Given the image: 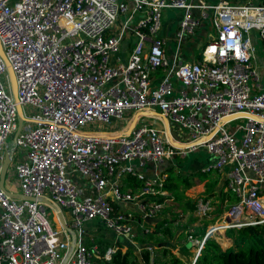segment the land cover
Here are the masks:
<instances>
[{
	"label": "built area",
	"instance_id": "obj_1",
	"mask_svg": "<svg viewBox=\"0 0 264 264\" xmlns=\"http://www.w3.org/2000/svg\"><path fill=\"white\" fill-rule=\"evenodd\" d=\"M166 9L179 16L173 50L163 35ZM0 44L17 91L15 100L0 57V167L10 153L18 190L3 185L32 199L0 187V264L61 263L72 237L52 204L75 235L65 264L111 260L118 246L102 254L91 222L130 234L133 214L114 204L133 202L142 234L153 233L146 219L170 207L159 165L201 148L215 159L200 170L223 174L234 197L219 215L224 229L264 222V1L0 0ZM17 104L34 124L16 133ZM140 110L147 113L127 133ZM152 110L183 146L169 141ZM149 164L151 180L142 172ZM127 176L142 180L146 199L121 190ZM210 211L211 200L200 197L192 213L200 220ZM175 213L178 223L190 212Z\"/></svg>",
	"mask_w": 264,
	"mask_h": 264
},
{
	"label": "trees",
	"instance_id": "obj_2",
	"mask_svg": "<svg viewBox=\"0 0 264 264\" xmlns=\"http://www.w3.org/2000/svg\"><path fill=\"white\" fill-rule=\"evenodd\" d=\"M255 1L260 2L264 0ZM198 151H201V149L189 152L185 156H175L173 158L174 161L165 160V162L159 165L160 172L167 173L166 180L163 184V189L169 191V197H172L173 200L177 202L178 207L182 212L192 213L196 208L197 199L188 196L185 193L186 189L193 185V180L190 179L191 176L193 174H197L199 180L205 179V173L202 172L200 168L214 161L215 159L213 156L208 155L207 153L203 159H195L194 156ZM193 164L197 165L196 171L193 168ZM176 165L178 168H180V172L176 170ZM125 181L127 185H133L137 188L141 184L140 180H138L136 176H128ZM213 183L215 184L214 181ZM212 184H207L208 190H210V185ZM227 196L229 199H234L231 194H227V192H224L222 189L220 196L222 201L225 200ZM163 198L164 196L161 195H155L152 197V199L156 201H161ZM114 207L116 210L120 206L118 203H115ZM222 211V209L218 210L216 216H214L212 220L206 221L201 228L197 229L200 231V236L204 234L207 224L209 222H214L215 219L222 213ZM174 215L177 217V214ZM194 219L195 218L193 217L191 220L193 221ZM171 224L172 220L169 219L164 213L161 216V220L156 223L154 233L149 235V239H152L155 244L159 243L163 245V241L167 236L171 237L174 235ZM186 226L187 225H184L182 227L179 237H182L184 233H187ZM226 235L234 239V244L237 246V248L230 246L229 248L222 249L219 242L214 237L208 236L200 249V253L196 257L194 264H264V222L242 226L238 229V234L233 232V228L227 229ZM117 243L118 249L115 253H113L111 260L107 261L95 259L98 264H136V260L134 259V250L136 248L135 245L125 238H120ZM194 245L195 244L190 242L189 239H185L184 247L182 246V248L186 249ZM122 247H125L126 249L123 250ZM173 247L174 244L170 241H167L166 244L161 246L160 251L163 259L160 261H155V264H189L190 261H186L182 256H180V253L175 254L172 251ZM142 258L144 259V262L148 263L150 261V252L146 249H143Z\"/></svg>",
	"mask_w": 264,
	"mask_h": 264
},
{
	"label": "rangeland",
	"instance_id": "obj_3",
	"mask_svg": "<svg viewBox=\"0 0 264 264\" xmlns=\"http://www.w3.org/2000/svg\"><path fill=\"white\" fill-rule=\"evenodd\" d=\"M231 1L243 3V2H247L248 0H231ZM251 1L254 2V0H251ZM174 12H176L174 9L164 10L163 16H162V21H165V14L167 16H172V15H174ZM168 44H170L172 50L175 48V42L174 41H170ZM125 45H126V42H124V44H122V54H121V58H120V60L123 62H126V55L124 54ZM201 45H202V41H199V44L197 47L194 48V51H196V48L198 49ZM255 46H256V50H257L258 54L261 55L263 52L261 42L258 40L255 43ZM26 111H27V113H29L28 108H26ZM140 122H147V123H152L155 125H160V122L157 119H150V118H146V117H142L140 119ZM30 124H34V123L28 122L26 120L23 121V127L29 126ZM117 126H119V125H117ZM114 127H115V124L99 125L97 127H95L93 125L91 126V128H94V129L99 128L101 130L113 129ZM104 132H107V131H104ZM13 143H14L13 137L10 135L7 139V144L11 147L13 145ZM202 149L203 148H201V151L196 152L195 159L196 158L203 159L206 156V152L204 151L205 149H203V150ZM17 152L15 154H17ZM13 164L14 163L11 162L8 169H7L6 177H5V183H6L7 187H9L10 189L18 190V187L15 185V182H14L15 181L14 180V173L12 170ZM196 167H197V165L193 164V168L195 171H196ZM175 168L178 171L180 169V168H178L177 165L175 166ZM212 172L213 171H210L209 173H205V176L207 177V178H205L206 179L205 182H204V180L200 182L197 174H193L190 179L193 180L192 183L193 184L195 183V184L192 187L187 188L185 191V193L191 197L196 198L197 196H199V194H202L203 197L209 198L211 200V211L209 212V214L206 217L200 218V220H197L194 217L195 219L192 221L191 219H193V217L188 216V217H184L182 221H178V223H175L177 220V217H175V215H174V214H176V213H174V210L171 207H168L166 209V212H165V214L168 213V215H169L168 218L172 220L171 228L176 229L175 230L176 236L174 235L173 237H166L165 240L172 242L174 244L172 251L175 254L180 253L181 254L180 256H182L186 261H188V262L190 261L189 264H194L195 259H196L197 255L200 253V251H201L200 249L203 246V243L208 236L214 237L219 242L222 249L229 248L230 246L237 248V246L234 244V239L231 237H228L226 235V230L233 228V232L235 234H238V229L240 228V226L239 227L238 226L230 227V228L228 227V228L224 229V225L222 224V222H220L221 216H218L214 222H209L207 224L206 229L204 231V234L202 236H200L201 235L200 231L197 230L198 228H201L206 221L212 220V218L214 216H216L218 210L222 209L223 210L222 212H224V211H226L227 206H228L229 197L227 196L225 198V200H223V201L220 197L222 189L224 190V188L222 187L224 180L218 173H212ZM213 181L215 182V184L213 183ZM208 183L209 184L213 183L212 185H210V190H208V186H207ZM169 211L172 213L169 214ZM94 224H97V222H94ZM184 225H187L186 226V228H187L186 232L187 233H184V237L186 239H189L190 242H193V244H195L194 246H191L190 248H186V249L182 248V246L184 247L185 238L179 237V235L181 233V229ZM217 225L223 226V232L219 231V228H217L218 227ZM211 230H213V231L210 232ZM92 232L93 231H91L90 234H93ZM108 232L112 236L111 230L102 229V231L100 230L99 232H96L91 237H94L95 235H97L98 238H101V236L105 237V235L108 234Z\"/></svg>",
	"mask_w": 264,
	"mask_h": 264
},
{
	"label": "crops",
	"instance_id": "obj_4",
	"mask_svg": "<svg viewBox=\"0 0 264 264\" xmlns=\"http://www.w3.org/2000/svg\"><path fill=\"white\" fill-rule=\"evenodd\" d=\"M178 19H179V16H178L177 12H174V15H172V16H167L165 14V21H162V23L164 24V28H165L164 31H163V35H165L167 37L168 43L170 41H174L173 35H174V31L176 30V27H177V24H178ZM198 44L199 43H197L196 47L198 46ZM168 46H169L170 49H172L171 46H170V44H168ZM201 49H202V46H200L198 49L196 48V51H194V48L191 49V55L194 56L195 58H200V56H201ZM150 113H151V111H150ZM164 128H165V126H164ZM90 129H92V128H90ZM169 130H170V133H171L172 136H174L175 138H177V137L179 138V133H178V131H176L173 128V125H171V124L169 125ZM153 169L154 168H153V165L152 164L147 165L143 169L142 172H144L145 178L147 180H151V179L155 178V176L153 175ZM158 171H160V169H158ZM212 173H218L223 178V180H224L223 174H221L219 172H212ZM127 177H124V178L121 179V183H120L121 184V190L122 191H126V190H129L130 189L134 194L138 195V198L139 199H141L142 197H145V199H146L147 198L146 195H139V193L141 191V188H142V184H143L142 180H140L138 178V180H140V183L141 184L137 188V187H134L133 185H127V183L125 181V179ZM203 180L205 182L206 179H203ZM203 180H199V181L201 182ZM222 187L224 188V184L222 185ZM155 188H157V186H155ZM166 191L168 192V197H169L170 193H169L168 190H166ZM148 196L151 197V198L154 197V196H151V195H148ZM200 197H203L202 194H199V196H197L196 199H198ZM168 199H169V203H170L169 206L174 210V213H175V210L180 209V208L178 207L177 202L175 200L173 201V198L172 197H169ZM118 204H119L120 207L117 210H127V211H130L133 214L132 220L130 221V225H131V232H130V234H124V235L118 236V235H116V233L113 230H111L109 228H106L104 225L100 224L98 222V220H94L93 222H91V227H92V230H93V232H92L93 234H95L96 232H99L100 230L102 231V229L111 230V233H112V236L108 232V234H106L105 237L101 236V238H98V236L95 235L94 237H92L94 243L99 246L101 253H103L106 250V248H108V247L118 246V243L117 242L119 241L120 238H122V239L125 238L126 240H128L129 242H131L132 244H134L135 247H136L135 250H134V256H135L134 259L136 260V264H148V263L144 262V259L142 258V250H143V247H145L146 242H150L151 241V242L154 243V241L152 239H149L150 238L149 235L151 233L142 234V225H144V226H146V225L143 224L142 222H138L140 220V218H139L140 217V214H139L140 211H139L138 207L133 202H128V203H126L124 205L121 204V203H118ZM170 213H172V212L169 211V214ZM161 215H163V213ZM161 215L158 216V217H156V218H160V220H161ZM193 215H194L193 213H186V214H184V217H187V216L190 217V216H193ZM94 222H97V224H94ZM158 222L149 223L150 224V227H151V230H152L153 233L155 231L156 223H158ZM175 230L176 229L172 228V231H173L174 235L176 236V234H175L176 231ZM181 231H182V229H181ZM131 233L133 234V236H131ZM93 234H91V236H93ZM173 236H171V237H173ZM182 237H184V235ZM166 242L167 241L164 240L163 241V245L166 244ZM142 244L144 246L143 247H140V245H142ZM163 245H161L159 243L156 244L157 247L153 250V253L150 254V257H152L151 258V262L153 264H155V261H160V260L163 259L162 258V255H161V251H160V247L163 246ZM125 249L126 248L124 247L123 250H125Z\"/></svg>",
	"mask_w": 264,
	"mask_h": 264
},
{
	"label": "water",
	"instance_id": "obj_5",
	"mask_svg": "<svg viewBox=\"0 0 264 264\" xmlns=\"http://www.w3.org/2000/svg\"><path fill=\"white\" fill-rule=\"evenodd\" d=\"M0 57L4 60V63H5V65H6V71H7L8 77H9V81H10V87H11L12 95H13L14 99L16 100V98H17V91H16V81H15V76H14L13 71H12V68H11V66H10V64H9V62H8V60H7L6 56H5V54H4V51H3V49H2L1 44H0ZM16 108H17V114H18V128H17V131H16V133H17V132L20 130L23 121L26 120V117L24 116V114H23V110H22V108H21V106H20L19 104H17ZM146 113H147V112L144 111V110H140V111H138V112L135 114L133 120L130 122V124H129V126H128L126 132H127V133H130L131 129L134 127L135 123L137 122L138 117H139L140 115H143V114H146ZM151 113L154 114L155 116H159V115L162 116L163 121H164V126H165V129H166V133H167V136H168L169 141H170L171 143H173V144L178 145V146H183L182 143L177 142V141L173 138V136L171 135L170 130H169V121H168V119H167L165 116H163L160 112H158L157 110H152ZM10 162H11V155H10V153L7 152V153L4 155V157H3V160H2V163H1V167H0V187H1V188H2V189H3V190H4L9 196H11V197H14V198H20V199H28V200H32L31 198L25 196V195L22 194V193H15V192L13 193V192H9V191H7V190L4 188L3 183H4V179H5L6 172H7V169H8V167H9ZM52 206H53V208H54L55 210L58 211V215H59V218H60V220H61L62 225H63V226H64V227H65V228L71 233V237H72V238H71V244H70V246H69V248H68V250H67V252H66V254H65L64 258H63V260H62L61 263H60V264H65V263L67 262L69 256H70V254H71L72 249H73V244H74L75 235H74V231L66 225V222L64 221V219H63V217H62V214H61L59 208H58L57 206L53 205V204H52ZM146 220H147L149 223H152V222H158V221H160V218H147ZM143 246H144L143 244L140 245V247H143Z\"/></svg>",
	"mask_w": 264,
	"mask_h": 264
},
{
	"label": "bare ground",
	"instance_id": "obj_6",
	"mask_svg": "<svg viewBox=\"0 0 264 264\" xmlns=\"http://www.w3.org/2000/svg\"><path fill=\"white\" fill-rule=\"evenodd\" d=\"M220 232H223V226H218ZM223 236V235H222ZM220 237V236H219Z\"/></svg>",
	"mask_w": 264,
	"mask_h": 264
}]
</instances>
